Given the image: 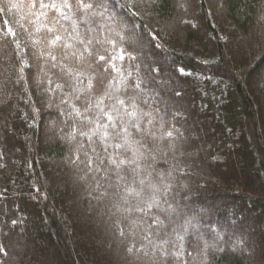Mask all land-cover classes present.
I'll return each mask as SVG.
<instances>
[{
	"label": "trees",
	"instance_id": "obj_1",
	"mask_svg": "<svg viewBox=\"0 0 264 264\" xmlns=\"http://www.w3.org/2000/svg\"><path fill=\"white\" fill-rule=\"evenodd\" d=\"M32 3L0 0V264H264V0H69L39 20ZM77 33L91 55L64 61ZM61 63L148 113L133 139L150 147L119 181L141 197L89 171L90 97Z\"/></svg>",
	"mask_w": 264,
	"mask_h": 264
},
{
	"label": "snow or ice",
	"instance_id": "obj_2",
	"mask_svg": "<svg viewBox=\"0 0 264 264\" xmlns=\"http://www.w3.org/2000/svg\"><path fill=\"white\" fill-rule=\"evenodd\" d=\"M37 0H33L32 7H36ZM12 7H16L15 4ZM72 4L69 3V0H39V9L45 10L41 11L37 16V20H39L40 16H44L47 18L48 9L55 10L62 18L67 19L64 16V10L71 11ZM79 7L83 10H89L92 8L91 4H84L83 0H79ZM58 23V21H57ZM41 27L47 28L49 33H54L56 29L53 27H49L47 24H41L40 27H37L36 31H40ZM8 33H11V29L7 30ZM14 35V33H12ZM70 39L75 40L76 43L83 46V52L71 51L70 53H66L64 57V61H68L70 58H74L76 60H82L84 58V52L89 53L91 55V50L89 49V45L92 43V40L88 39L85 42L86 38H81L77 33L76 36L71 37ZM62 43V46L65 49H73L74 44L66 41L64 37L59 34L54 35L50 40H48V46L50 48H55ZM47 56L53 61H57V57L52 55L51 52L47 53ZM124 50H121V55L119 57L112 56L111 60H109L108 66L111 67L113 71L119 72V69L113 63L116 59L124 60ZM134 59V57H132ZM98 60H105L104 56H99ZM25 67H28L25 63ZM53 67H56V63H53ZM61 67L64 69L66 75L69 79L75 78V83L72 85V91L77 93L76 99H80L81 95L90 97V99H86L87 107L84 109V113L88 115L83 116V119L87 121L89 125L87 131H81L79 134L83 137L87 138L89 142L92 152L95 154L96 159L99 161L100 166H95L96 161L90 156L87 162V166L89 171L95 170L96 172H103L104 176L108 178L110 181L112 175H115L117 178V184L115 185L116 192L113 193L119 200H122L125 204L128 203L130 198H138L141 197V192L137 191L134 187L128 186L121 188L119 181L123 180L122 173L130 168L133 173H137L139 171V165L137 163L140 156L139 153V145L140 147H150L141 144V141L133 139V130L140 134L141 137H146L150 135L147 132L146 128L142 125V120L144 116H147L148 113L140 112L137 107V100L133 95L129 99L122 98L118 93L120 91L119 88H113L111 82H109L107 88L103 91L102 95L98 97L93 95L95 91V86L93 83V78L88 79V83L86 86L80 87L77 85H83L82 77L84 74L76 73L73 71L71 67H68L66 64L61 63ZM22 71V69H21ZM107 71V69H105ZM131 75V74H129ZM65 85L58 84L57 88H63ZM137 88L140 87L139 84L136 85ZM127 92L125 91V96H127ZM73 112L77 116H81L80 110L73 107ZM94 114V119H90L89 117ZM120 122L119 124L117 122ZM150 125L153 123L151 119L147 121ZM173 132L168 131L166 133L167 137H172ZM101 148L103 152V156H101L100 152H97V148ZM110 149L112 151H110ZM131 152V157L125 156L124 158H120L121 153ZM87 155V153H85ZM102 166V167H101ZM140 184L143 185L144 181L141 180ZM100 185L98 184V187ZM111 187L112 185L109 184ZM151 207V205H149ZM142 209L139 206V203L134 207H126L120 208L117 207V211L123 213H135L141 211ZM15 224V221H13ZM123 235V232L121 233ZM131 251V249H129Z\"/></svg>",
	"mask_w": 264,
	"mask_h": 264
}]
</instances>
